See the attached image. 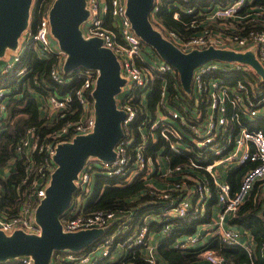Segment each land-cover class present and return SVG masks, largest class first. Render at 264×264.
Here are the masks:
<instances>
[{"label":"built area","instance_id":"built-area-1","mask_svg":"<svg viewBox=\"0 0 264 264\" xmlns=\"http://www.w3.org/2000/svg\"><path fill=\"white\" fill-rule=\"evenodd\" d=\"M160 1L154 0L150 19L181 50L214 46L251 52L264 70V2L218 0L183 5V10L173 11V17L180 19L182 12L190 14L191 20L184 21V25L194 32L182 35L158 19ZM127 2L85 0L88 14L80 24L82 35L97 36L103 46L112 49L120 63V75L125 78L116 100L125 114L121 121L123 137L115 145L114 159H86L74 179L77 194L61 217L64 231L98 227L105 233L80 251L54 250L50 264H94L102 258L117 264H166L158 251L159 242L166 237H170L172 247L194 252L204 264H255L253 236L238 229L232 219L255 184H264V75L250 62L212 59L194 68L190 90L185 89L179 71L134 31ZM174 4L180 3L176 0ZM50 7L42 9L35 26L29 20L18 39V50L9 47V55L6 48L0 56V130L11 121L10 99L17 96L19 81L28 72L27 66L13 71L26 47H33L39 57L55 56L51 78L58 84L69 80L64 70L67 53L51 32ZM98 75V69L73 70L70 77L80 78L79 86L61 95L52 93L41 98L42 113L49 120L63 117L75 100L80 114L77 119L66 120L44 139L31 126L16 144L15 150L26 170L24 181L30 175L31 180L22 192L17 211L0 209V230L5 234L18 229L41 234L36 209L46 196L56 168L54 155L58 144L94 130L93 91ZM157 78L158 97L151 104L149 95ZM7 96L9 99L4 102ZM166 149L191 155L171 164ZM36 153L42 155L39 162ZM237 166H243L244 172L239 186L233 190L223 174ZM98 174L116 177L122 185L137 177L145 180L150 193L169 202L163 210L165 220L150 212L142 216V222H134L132 212L100 208L85 211L84 202ZM213 197L216 215L196 222L188 239L179 241L183 232L188 231H176L174 219L185 218L190 211L195 218L204 217ZM152 218L162 223L160 229L150 228L148 222ZM216 242L244 248L249 260L228 258L215 247ZM136 257L140 260L135 261ZM0 264H34V257L18 255Z\"/></svg>","mask_w":264,"mask_h":264},{"label":"water","instance_id":"water-1","mask_svg":"<svg viewBox=\"0 0 264 264\" xmlns=\"http://www.w3.org/2000/svg\"><path fill=\"white\" fill-rule=\"evenodd\" d=\"M33 0H0V56L7 47L16 48L21 33L29 22ZM154 0H128L127 14L134 31L164 60L180 73L185 89L190 90L193 70L212 60H242L252 63L264 75L262 66L251 52H235L209 46L185 52L167 39L152 23L150 12ZM88 14L85 0H54L49 17L51 32L67 53L65 72L79 68L99 70L93 91L96 122L94 130L76 135L72 141L58 144L46 196L36 209L41 225L40 235L18 229L7 235L0 230V263L18 255L32 254L34 264H50L54 250L80 251L94 244L105 230L94 227L77 231H64L61 217L71 203L76 190L74 179L89 156L112 160L115 145L123 137L121 121L124 111L117 106V95L125 78L120 75V63L112 49L102 45L99 37L85 38L80 24Z\"/></svg>","mask_w":264,"mask_h":264},{"label":"trees","instance_id":"trees-1","mask_svg":"<svg viewBox=\"0 0 264 264\" xmlns=\"http://www.w3.org/2000/svg\"><path fill=\"white\" fill-rule=\"evenodd\" d=\"M47 0H36L33 8V19L30 21L33 26L36 25L40 19L43 9L42 2ZM176 0H161L159 9L157 10V17L170 28L178 31L182 35L193 33V29H187L184 21L191 20L192 16L185 12L181 13V18L173 17V11L176 8L183 10V5L189 4H208L210 1L218 0H178L180 4L175 5ZM54 2L52 0L51 4ZM255 2H264V0H255ZM180 5V6H179ZM49 7V6H48ZM145 43V42H144ZM57 58L53 55L47 57H39L33 47H26L20 56L16 71L21 66H27L28 72L19 81V89L17 96L10 99V116L11 121L7 127L0 130V209L6 212H15L19 209L22 202V192L28 187L31 180V175L24 181L26 176L25 166L22 158H19L15 147L19 140L23 137L26 130L34 126L40 136L44 139L53 130L63 125L66 120L77 119L80 114V106L75 100L71 108L63 117L56 119H47L41 110L39 99L47 97L48 95L64 94L72 91L73 88L81 84V79L72 75L73 70L65 72L69 80L63 84L56 83L50 76V70ZM159 78L156 79L154 89L149 95L151 104L157 99V85ZM39 98V99H38ZM161 144V143H160ZM165 152L170 156L171 164L182 161L191 154H177L172 150L166 149ZM42 156V155H41ZM39 154H35L37 162L40 161ZM8 166V169L5 170ZM5 170V172H3ZM244 172L243 166L232 168L227 173V179L232 184V189L235 190L241 181ZM119 183V184H118ZM94 187L87 195L84 202V210L90 211L97 208L121 210L124 213L132 212L134 222H142V216L146 213H154L165 220L163 210L168 208L169 202L157 198L156 195L150 193L149 186L142 178H135L131 183L122 185L120 180L116 177H109L104 174L95 176ZM258 187H263V182H257L251 190L248 197L241 205L238 213L232 219L235 224L245 226L253 236V250L252 258L255 264H264V198ZM214 190V189H213ZM77 190L73 193V198L76 196ZM215 198L210 200L213 203ZM193 212H189L185 218H175V230L190 231L193 230L194 225L198 221L207 220L209 217L205 214L202 218H195ZM149 226L152 230L160 229L162 223L158 218L149 220ZM175 230L172 236L175 235ZM215 240V239H214ZM215 247L224 253L228 258L242 262L249 260L246 250L240 246H228L216 242ZM159 254L166 264H204L203 260L199 258L194 252H183L174 248L170 244V238L164 239L158 246ZM140 260L136 257L135 261ZM94 264H117L110 261L108 258H102Z\"/></svg>","mask_w":264,"mask_h":264},{"label":"rangeland","instance_id":"rangeland-1","mask_svg":"<svg viewBox=\"0 0 264 264\" xmlns=\"http://www.w3.org/2000/svg\"><path fill=\"white\" fill-rule=\"evenodd\" d=\"M35 2H36V0H33L32 1V5H31V9H30V13H31V19H33V8H34V5H35ZM52 2V0H47V1H43L42 2V6H43V8H45V7H48V6H50V3ZM52 5V4H51ZM29 20H30V16H29ZM31 23V22H30ZM14 50H18V47H16V48H13ZM9 51H11V49H9V47H7V53H8V55H9ZM7 91V90H6ZM5 91V92H6ZM9 99V97L7 96V97H5V99H4V102H6L7 100ZM5 170H7L8 169V167H6V168H4ZM5 170H3V172H5ZM262 191H264V189L262 190ZM192 234V232H183V234L180 236V238H179V241H182V240H186V239H188V237L190 236ZM209 239V236L208 237H206V239L203 241V242H206L207 240ZM100 252H99V256H100Z\"/></svg>","mask_w":264,"mask_h":264},{"label":"crops","instance_id":"crops-1","mask_svg":"<svg viewBox=\"0 0 264 264\" xmlns=\"http://www.w3.org/2000/svg\"><path fill=\"white\" fill-rule=\"evenodd\" d=\"M2 63V59L0 58V64ZM39 99V98H38ZM38 102L41 104V99H39L38 100ZM223 177H224V179L225 178H227V174H223ZM264 188L262 187H258V190L261 192V195H262V197L264 198V191H262ZM216 213H217V209H216V207H215V201L213 202V203H208V210H207V216L208 217H210L211 216V214H213V216H215L216 215ZM195 226V225H194ZM236 227L238 228V229H240V230H247V231H249L245 226H243V225H241V224H237L236 225ZM194 229V228H193ZM190 231H192V230H190ZM189 232V231H188ZM250 232V231H249ZM250 234V233H249ZM174 236H172V238H173ZM170 237H166V238H164V239H169ZM164 239H162V240H164ZM155 240H157V238L156 239H154V241ZM161 240V241H162ZM171 240V239H170ZM160 241V242H161ZM159 242V241H158ZM159 242V243H160Z\"/></svg>","mask_w":264,"mask_h":264}]
</instances>
